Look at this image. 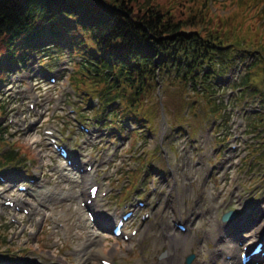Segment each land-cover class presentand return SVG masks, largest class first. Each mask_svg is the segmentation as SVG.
I'll return each mask as SVG.
<instances>
[{"label": "rangeland", "instance_id": "1", "mask_svg": "<svg viewBox=\"0 0 264 264\" xmlns=\"http://www.w3.org/2000/svg\"><path fill=\"white\" fill-rule=\"evenodd\" d=\"M210 2L220 8L218 15L221 14V8L230 6L228 0ZM260 14L264 17V9ZM260 24H264V19ZM33 42L42 49V54H35L39 58L42 55L44 58L50 55L55 57L59 52L57 48L48 49V43L40 42V39ZM61 47L64 49H61L60 58L55 57L49 64L42 61V65L50 68L58 77L57 83L50 84L46 78L36 76L32 57L28 69L17 67V73L9 71L8 68L18 63L16 56L20 52L11 54L13 48L0 36V80L5 82H0V140H20L9 146L17 152L18 157L24 156L28 161L16 167H0V171H8L12 180H22L30 167L31 176L41 178L29 194H18L15 187L0 183V264H101L100 259H109L116 264H159L160 254L169 249V243L163 244L161 241L165 239V233L170 234L172 231L178 239L189 243L185 249H177L179 254L182 249L187 251L182 264H186L188 255H193L189 264H221L219 258L214 259L216 250L221 247L220 236H224L223 241L226 243L229 234L234 237L238 234L261 233L264 228V160L257 161L252 156L260 143L245 132L244 118V114H249L257 105L240 107L234 104V97L227 101L229 86L221 88L218 84L211 89L214 91L212 97L221 106V117L209 119L210 115L207 117L203 112L188 119L183 116L182 100L176 87L172 90L165 88L161 107L153 105L148 116L149 127L157 123V130L150 129L146 134V127L133 126L126 118L114 115L119 129L129 136L127 142L124 139L119 142V151L114 154L111 153L114 145L107 144V134L100 140V133L112 129L107 124L110 119L104 117L109 108L99 111L101 115L97 117L91 111V106H80L78 110L79 116L82 114L85 120L83 123H88L92 132L102 126L104 129L101 132L87 136L73 128L75 123L71 121L72 116L68 115L67 107L80 95L71 89L66 79L69 70L68 49L65 43ZM61 58L64 61L59 62ZM4 62H9L10 67ZM161 90L162 87L156 96H161ZM29 103L35 105L34 110L29 109ZM79 105L84 104L81 102ZM194 111L200 112L197 107L191 112ZM74 115L78 118V114ZM28 122L32 124L28 125ZM177 126L180 129H176ZM49 127L55 128L57 134L67 141L73 156L81 161L92 160L97 176L93 172L83 175V183L79 186L63 179L57 171L61 162L51 154L43 134L44 128ZM68 127L75 131L65 139ZM75 135H78V139ZM97 140L100 142L96 143ZM130 143L136 144L132 148ZM232 145L236 146L235 150L229 148ZM249 145L254 146L249 148ZM9 146H5L7 151ZM99 147H103L101 155L97 151ZM147 150L148 159L157 155L158 161L142 163L140 159L146 158ZM132 152L138 158H133ZM111 157L112 161L109 162ZM101 158L106 159V166H100ZM209 164L221 166L222 169H217L219 174L211 177L208 173ZM134 167L141 170L131 174L130 181H127L126 170ZM139 175L141 178L138 180ZM90 176L101 185L99 192H107L106 197L99 194L96 210L101 215L106 212L110 216L114 210L119 213L127 203L128 200L124 198L130 194L131 188L128 190V187L123 194L124 188L121 192L117 190L121 183L136 184L135 189L132 187L133 194L129 200L138 198L149 201L145 209L148 219L141 222L138 218L129 225V229H137L136 236L129 242L114 239L108 232H103L100 238H92V244L85 247L92 237L91 232L77 212L78 199L72 196L78 195L79 198V193L84 189L85 199ZM219 176H222V180L218 182ZM235 186L249 200L248 203H255L249 211V215L254 220L256 218L255 222L246 221L240 213V205L232 200L230 190ZM141 190L145 196L139 198L135 194L141 193ZM7 196L18 198V201L20 199L26 208L29 206L25 203L30 201L35 210L32 209L30 215L16 214L13 208L3 205ZM65 196L68 197L65 201L58 200ZM40 202L46 203L50 209L42 208ZM228 209L239 212L237 227H243V231L232 233L228 228H218L223 223L222 214ZM13 218L17 219L16 223L12 221ZM58 219L67 225L66 230L56 225ZM173 221L186 225L188 231L181 233L174 227ZM76 248L79 250L76 251ZM98 249L102 252L99 253Z\"/></svg>", "mask_w": 264, "mask_h": 264}, {"label": "trees", "instance_id": "2", "mask_svg": "<svg viewBox=\"0 0 264 264\" xmlns=\"http://www.w3.org/2000/svg\"><path fill=\"white\" fill-rule=\"evenodd\" d=\"M238 11L222 18L207 0H0V36L13 48L11 54L20 52L21 61L24 52L37 50L33 38L65 42L80 58L73 63L76 89L97 97L102 106L117 101L116 110L136 123L157 107L158 79L219 114L204 80L232 68L236 57L226 46L235 50L239 44L233 42L240 40L261 48L241 79L243 97L264 103V32L248 9ZM248 129L264 143V111L252 114ZM2 158L14 160V155L0 156L4 165Z\"/></svg>", "mask_w": 264, "mask_h": 264}, {"label": "bare ground", "instance_id": "3", "mask_svg": "<svg viewBox=\"0 0 264 264\" xmlns=\"http://www.w3.org/2000/svg\"><path fill=\"white\" fill-rule=\"evenodd\" d=\"M63 175H65L68 178H71L72 177V176L68 175L67 172H64ZM51 200H53V199H51ZM80 201H82V199H80ZM78 212L79 213H83V211H82V209L80 207H78ZM66 229L67 228H66V225H65L64 226V230H66ZM93 233L91 235L92 236H95ZM168 237H169L170 240H168ZM181 240L182 239H180V238L178 239L176 237V234L173 231L170 234H168L165 239H162L161 242L163 244H165L167 242L169 243V249L166 252V256L161 259V262L159 264H182L181 261L183 260V258L185 257V254L187 253V251H185L184 249L186 248V246L189 243H186L185 242L186 240H183V241H181ZM92 241H93L92 240V237H90L88 239V241L85 243V247L88 246V245H91L92 244ZM247 243H244V244H247ZM180 247H183L184 248V249H182V253L181 254L177 253V249L180 248ZM220 249L221 250H227V253L226 254H232V255L235 256V251H236L237 248H236L235 245H231L230 243L227 244V245H225L224 243H222ZM78 250H79V248H76V251H78ZM98 252L101 253L102 251L100 249H98ZM99 253H97V254H99ZM226 254H224V255H226ZM257 256L258 255H255L254 257H257ZM216 258L217 257L214 256V259H216ZM221 263L222 264H227V261L225 260L224 257L221 258ZM233 263L234 264H240V261L238 259V260H235Z\"/></svg>", "mask_w": 264, "mask_h": 264}, {"label": "water", "instance_id": "4", "mask_svg": "<svg viewBox=\"0 0 264 264\" xmlns=\"http://www.w3.org/2000/svg\"><path fill=\"white\" fill-rule=\"evenodd\" d=\"M227 218H229V216H224V219H227ZM190 259H191V257H188L187 262H190Z\"/></svg>", "mask_w": 264, "mask_h": 264}]
</instances>
